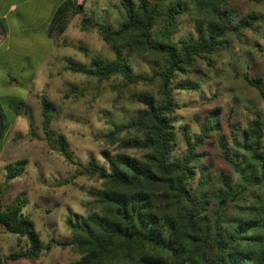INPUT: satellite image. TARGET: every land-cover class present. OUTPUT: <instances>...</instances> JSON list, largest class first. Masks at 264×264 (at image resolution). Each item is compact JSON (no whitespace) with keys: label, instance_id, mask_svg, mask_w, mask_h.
<instances>
[{"label":"trees","instance_id":"1","mask_svg":"<svg viewBox=\"0 0 264 264\" xmlns=\"http://www.w3.org/2000/svg\"><path fill=\"white\" fill-rule=\"evenodd\" d=\"M85 1L63 0L53 11L46 35L62 33L70 13H79ZM117 4L121 18L116 28L80 20L82 30L96 29L112 56L89 54L85 46L77 45L88 57L87 64L71 61L65 68L97 80L117 76L124 85L154 83L155 91L135 93L137 107L126 121L109 122L105 136L117 140L119 149L113 153L101 149L102 164L92 156L84 164L73 157L64 135L51 127L54 103L44 93L36 95L41 139L69 164L82 167L77 174L101 180L100 187L86 191L85 214L66 217L70 236L50 237L45 243L22 213L21 193L5 204L0 201V226L16 235L19 246L3 258L0 255V264L4 259L34 260L52 245L72 246L79 255L72 264H264L262 79L242 76L260 98L262 113L254 112L241 127L228 123L224 133L219 109L211 108L197 133L190 135L186 125L179 126L184 151L172 152L177 142L172 114L178 108L173 93L199 86L180 75L190 73L198 60L211 66L210 57L230 38L239 39L242 31L254 30L262 16L253 11L240 14L229 0H118ZM189 10L196 16L192 31L176 35L181 16ZM9 81L31 85L33 72L25 79L9 77ZM5 100L13 116L27 118L23 99ZM6 129L0 105V140ZM207 143L230 173L214 171L203 161ZM120 148H133L140 155ZM25 164V159H19L4 166L0 198L7 182L20 175Z\"/></svg>","mask_w":264,"mask_h":264},{"label":"rangeland","instance_id":"2","mask_svg":"<svg viewBox=\"0 0 264 264\" xmlns=\"http://www.w3.org/2000/svg\"><path fill=\"white\" fill-rule=\"evenodd\" d=\"M52 1L38 0L25 5L22 10L0 13L4 12V19H8L12 32L19 26L26 30L32 29L47 21ZM117 3L118 0H86L79 13H70L62 33H54L49 39L42 34L40 38L22 41L12 35L10 41L18 46L19 49L15 50L19 52H14V56L4 62L0 59V83L9 77H15L13 72L18 75L19 67H23L25 73L29 68L35 72L27 91L21 88H0L2 96L19 97L25 94L24 107L28 110V119L19 115L16 120L11 121L13 126L8 131L3 152L5 158L0 161V183L4 180L6 164L19 159H25L26 164L20 175L7 182L0 201L5 204L15 194L21 193L25 201L22 213L33 222L43 243L50 237L63 239L70 236L65 223L66 217L85 214L83 203L89 199L86 191L100 187L101 180L87 174H77L76 171H81L82 167L69 164L41 139L36 95L44 93L54 103L55 113L51 127L64 135L73 157L84 164L88 156H92L97 163L102 164L104 161L100 155L101 149L106 148L111 153L119 149L117 140L105 136L110 127L109 122L126 121L137 107L135 93L142 90L155 91L154 83L124 85L117 76L97 80L65 68L67 62L71 61L87 64L88 57L76 48L77 45L85 46L89 54L105 58L112 56L111 49L100 39L96 29L88 27L82 30L80 20L86 18L91 23H104L116 28L121 18ZM229 3L240 14L253 11L259 13L262 19L256 23L254 30L242 31L239 39L230 38L224 48L209 58L211 66L205 60H198L190 73L180 75V79L195 80L199 86L195 90L173 93L178 103V108L172 114L177 135L172 152L176 155L184 151L179 126L186 125L190 135L197 133L200 121L211 108L219 109L224 133L228 131V123L233 127H241L254 112L262 113L260 98L242 76H259L264 85V0L259 3L229 0ZM195 18L190 10L181 16L180 30L176 35L191 32ZM135 61L140 62L139 59ZM138 65L142 69V64ZM1 102L7 119L9 110L5 101ZM122 136L124 135H118ZM120 149L134 156L140 155L133 148ZM214 149L208 143L203 147V161L209 163L214 171L230 173L229 167ZM16 238V235L4 231L0 226L2 258L9 251L19 248ZM78 258L79 255L72 246L52 245L34 260L4 259L2 264H72Z\"/></svg>","mask_w":264,"mask_h":264},{"label":"crops","instance_id":"3","mask_svg":"<svg viewBox=\"0 0 264 264\" xmlns=\"http://www.w3.org/2000/svg\"><path fill=\"white\" fill-rule=\"evenodd\" d=\"M36 1H38V0H0V11L10 12V11H16V10H19V9L22 10L25 5H29V4L35 3ZM62 1L63 0H53L52 4H51V7H50V15H49L47 21L44 22L41 25H38L36 27L33 26L32 29L29 28L27 30L25 29V27L19 26L16 31L13 29V32H12V28L9 27L8 19L7 18L4 19V17H5L4 12L0 13V59L4 62L5 59H10L11 57H13L14 56V52H19V51L15 50V49H19L18 46H16V44L13 45L12 42L10 41V37H12V35L17 40L21 39L22 41L26 40V39L30 40L33 37H39L40 38L42 34L44 36H46L47 39H49V37L46 35L47 25L49 23V20L52 17L53 11L55 10V8ZM22 57H24V56H22ZM6 65L7 64H5V66ZM18 69H19V74L18 75H16L17 74L16 72L12 73L13 75H15V77L17 79H22V78L25 79V78H27L30 72H33V79H34V75H35L34 69H30L29 68L27 73H25L23 71V67H19ZM29 86L30 85H28V84L26 86H18L16 84H13L12 82H10L9 78L7 80H5V81H1V83H0V88H2L3 90L10 89V88H21V89H23V91H27ZM24 95L25 94H23L22 96H19V97L18 96L17 97L13 96V97L14 98H21V99H23L25 101V96ZM5 97H12V96H8V95L7 96H5V95L2 96V95H0V105H2L1 101H6ZM5 104H6V108L9 111L7 110L8 111V118L6 119V121H7V129H6L5 133H4V136L0 140V161L4 160V158H5V154L3 152H4V149H5L6 142L8 140L7 139L8 131L13 126V125H11V123H12L11 121L16 120L17 117H18V116L13 117L12 111L9 109V107L7 105V102H5ZM2 110H3V108H2ZM12 158H13V156H12Z\"/></svg>","mask_w":264,"mask_h":264}]
</instances>
